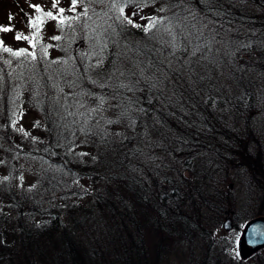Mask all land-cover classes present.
I'll return each mask as SVG.
<instances>
[{"label":"trees","instance_id":"obj_1","mask_svg":"<svg viewBox=\"0 0 264 264\" xmlns=\"http://www.w3.org/2000/svg\"><path fill=\"white\" fill-rule=\"evenodd\" d=\"M60 2L0 46V264H205L230 169L264 204V0Z\"/></svg>","mask_w":264,"mask_h":264},{"label":"rangeland","instance_id":"obj_2","mask_svg":"<svg viewBox=\"0 0 264 264\" xmlns=\"http://www.w3.org/2000/svg\"><path fill=\"white\" fill-rule=\"evenodd\" d=\"M60 1L61 0H0V28H11V31H0V46L11 49V52L13 50H18L26 47L27 49H29L32 44L30 35L31 26L29 25L30 19L37 21V23H41V16L43 15V12L45 11V15L47 14L46 12L50 10L55 13L56 11L53 5L55 4L56 6L61 4ZM33 5L38 6L40 8V11L37 12ZM48 24L51 26L50 21H48ZM38 31H40V29L37 30V33ZM18 34L21 37L20 39L16 38ZM39 118L40 115L37 113L26 114L22 117V119L18 121V124L36 121L39 120ZM185 173L186 172H182V174ZM232 175L233 171H231L230 169L229 176L223 185L224 190H222V198H220V196L216 198L218 199V203L223 204L224 207L228 203V198L229 200H236L234 202L235 206L233 207V209H231L232 214L230 215V218L232 220V228L228 231L223 230L222 222L226 218V215L224 213H222V215L220 217L218 216L217 218H213V213L209 214V217L211 219L213 218L212 220H210V225L215 227L214 230H211L212 239L214 240V242L213 246L208 252L206 260L204 261L205 264H227L228 262L233 261L235 258L240 260H247L255 253L264 249L262 248L256 251L245 259H241L238 255L237 242L243 224L246 222L245 220H249L248 218H250V215H253L254 217L261 216L262 212L260 213L259 211L261 209H264V204H262L261 195L257 193L254 185L249 188L248 186H245V184L247 183L244 184V180L247 177L242 171L241 175L235 178H233ZM185 176H187V174ZM259 180L260 183H264L263 181H261V178H259ZM227 189L228 192H226ZM259 191H261V189ZM181 205L187 210H190L192 208V206L187 202H182ZM225 209L223 212L228 210V208L226 210ZM237 224L239 225L238 230L234 228V226ZM230 238L235 239L234 251H232L228 247V241ZM153 241L154 240H152V242ZM179 245L180 246L176 250H172L170 255L168 256V261L170 263L202 264V259L206 255L204 252L205 248L203 249L200 246L196 245L191 248V246H189L187 243Z\"/></svg>","mask_w":264,"mask_h":264},{"label":"water","instance_id":"obj_3","mask_svg":"<svg viewBox=\"0 0 264 264\" xmlns=\"http://www.w3.org/2000/svg\"><path fill=\"white\" fill-rule=\"evenodd\" d=\"M224 214L226 218L222 222V228L228 231L232 228V220L228 211ZM262 248H264V216H256L243 225L237 242V252L241 259H245Z\"/></svg>","mask_w":264,"mask_h":264},{"label":"snow or ice","instance_id":"obj_4","mask_svg":"<svg viewBox=\"0 0 264 264\" xmlns=\"http://www.w3.org/2000/svg\"><path fill=\"white\" fill-rule=\"evenodd\" d=\"M75 4H76V0H73V4H72V7H73V8L75 7ZM53 6L55 7V4H54ZM33 7L35 8V10H36L37 12L40 11V8H39L38 6L33 5ZM60 11L63 12V9H61ZM46 15H47L49 18H51V19H56V17L53 16V14H52L51 12L47 13ZM10 19H11V17H10ZM63 22H64L63 20H60V23H61V24H62ZM129 23H132V21L129 20ZM30 24H32L33 26H35V22H34V21H30ZM0 31H5V32H7V31H11V28H0ZM16 38H17V39H20L21 37H20V35L18 34ZM54 39H58V37H54ZM5 51H11V49H7V48H5ZM14 54H15V55H20L21 53H20V52H16V53H14Z\"/></svg>","mask_w":264,"mask_h":264},{"label":"flooded vegetation","instance_id":"obj_5","mask_svg":"<svg viewBox=\"0 0 264 264\" xmlns=\"http://www.w3.org/2000/svg\"><path fill=\"white\" fill-rule=\"evenodd\" d=\"M229 213H230V211H229Z\"/></svg>","mask_w":264,"mask_h":264}]
</instances>
